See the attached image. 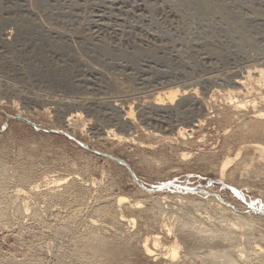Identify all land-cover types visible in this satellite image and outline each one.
Here are the masks:
<instances>
[{"label": "rangeland", "instance_id": "1", "mask_svg": "<svg viewBox=\"0 0 264 264\" xmlns=\"http://www.w3.org/2000/svg\"><path fill=\"white\" fill-rule=\"evenodd\" d=\"M179 1L0 0V264H96L106 261L100 254L93 256L101 242L128 244L131 264H155L142 253L146 238L158 233L166 246L174 239L160 231L157 222L146 221L147 209L173 225L185 218L213 229L235 221L242 222L236 224L242 229L244 219L255 222L252 233L248 226L240 232L247 237H240L248 251L243 262L264 264L252 251L256 245L264 256V166L250 151L237 158V124L226 125L222 115L231 83L255 65L249 58L254 51L243 42L249 52L244 60L224 59L213 48L232 42L230 52L236 41L250 39L264 54V7L259 15L247 6L250 0H221L236 20L220 26L217 19L211 25L193 12L200 0H188L189 6L197 4L191 12L187 0ZM170 8L185 11L186 17H168ZM214 28H223L222 36ZM7 32H12L10 43ZM206 39L215 44L213 49L200 47ZM169 87L193 88L203 104L185 97L171 112L145 108L147 100ZM115 105H134L133 129L123 125L124 112ZM75 112L83 116L68 129L65 121ZM200 120L203 125L187 140L174 137L180 128ZM109 131L128 140L120 141ZM227 158L233 162L225 183L220 172ZM27 165H33L36 174L22 182ZM55 179L66 181L51 185ZM36 181L41 188L31 192ZM120 197L129 203L119 206ZM137 202L142 207L133 211L130 206ZM218 204L226 213L215 208ZM103 208L109 215L99 212ZM121 213L134 214L137 225L118 224L114 216ZM235 215L242 220L232 218ZM201 251L198 256L206 257V248ZM184 252L180 264L198 263L196 253Z\"/></svg>", "mask_w": 264, "mask_h": 264}, {"label": "bare ground", "instance_id": "2", "mask_svg": "<svg viewBox=\"0 0 264 264\" xmlns=\"http://www.w3.org/2000/svg\"><path fill=\"white\" fill-rule=\"evenodd\" d=\"M126 1V0H125ZM181 1V0H180ZM179 1V2H180ZM188 1V0H187ZM185 1L186 3H188V6H189V1L187 2ZM202 2H200V7L197 6V8L194 9V1L192 2L193 6H189L186 8H191L193 7V12H197L198 16H200L202 19L204 18V20L208 21L211 25H212V22H215V21H220L219 25L222 23L227 24V22H230L231 23V19H234L233 17L234 16V13H232L230 10L228 11L227 7L225 6V4H223V2H220L221 0H200ZM223 1V0H222ZM242 1V0H241ZM247 1V0H246ZM246 1H243L245 4H247L248 2V5L249 7H251L255 12H259V15L261 13H263V10L262 8L264 7L263 5L264 4H261L260 3H254V2H250L248 1L246 3ZM261 1V0H260ZM264 2V0H262ZM183 3H185L184 1H182ZM199 1H197L198 3ZM258 2V1H257ZM122 3V1H121ZM125 3V2H124ZM123 3V4H124ZM114 4V3H113ZM116 4V3H115ZM182 4V3H181ZM173 5V4H172ZM187 5V4H186ZM197 4H195L196 6ZM120 6V5H119ZM167 6V5H166ZM181 6V5H180ZM185 6V4H184ZM183 6V7H184ZM245 6V5H244ZM168 7V6H167ZM171 7V6H170ZM175 7V6H174ZM179 7V6H178ZM118 8V7H117ZM130 8V7H129ZM136 8V7H135ZM163 8V7H162ZM172 8V7H171ZM170 8V11H167L166 12V15H168V17L170 18H179L177 17L178 14L181 15V13L184 14V16L186 15L184 12H177L178 10L180 11V9L178 10H175V9H171ZM139 11H143V8L142 7H139L137 8ZM169 9V8H168ZM230 9V8H229ZM162 10V9H161ZM184 10V9H183ZM195 10V11H194ZM165 11V10H164ZM187 11V10H186ZM189 11V10H188ZM192 11V8L190 9L189 12ZM120 12V11H119ZM192 12V13H193ZM191 13V14H192ZM141 14V13H140ZM162 14V13H161ZM164 14V13H163ZM189 14V13H188ZM187 14V15H188ZM196 14V15H197ZM255 14V13H254ZM99 16V15H98ZM182 16V15H181ZM189 16H193V15H189ZM195 16V15H194ZM167 17V16H166ZM186 17V16H185ZM197 17V16H196ZM195 17V18H196ZM199 18V17H198ZM199 18V20L201 19ZM240 18V17H239ZM217 19V20H216ZM261 19V18H260ZM182 20V19H181ZM190 20V19H189ZM193 20V18L191 19V21ZM235 20H236V17H235ZM233 20V21H235ZM258 20V19H257ZM201 21V20H200ZM203 21V20H202ZM201 21V22H202ZM206 21H203L204 23ZM212 21V22H210ZM264 21V20H263ZM183 22V21H182ZM237 22V21H235ZM240 22V20H239ZM243 22V21H242ZM181 23V22H180ZM192 23V22H191ZM198 23V22H197ZM200 23V22H199ZM207 23V22H206ZM246 23V22H245ZM189 24V23H188ZM203 24V23H202ZM210 24H207L208 26ZM232 24V23H231ZM234 24V23H233ZM240 24V23H239ZM238 24V25H239ZM178 25V24H177ZM206 25V24H205ZM210 25V26H211ZM215 25V24H214ZM217 25V23H216ZM215 25V26H216ZM229 25V24H228ZM207 26V28L209 29V27ZM218 26V25H217ZM221 26V25H220ZM227 26V25H226ZM235 26V25H234ZM233 26V27H234ZM243 26V25H242ZM205 27V26H204ZM212 27V26H211ZM224 27V26H223ZM232 27V26H231ZM219 28V27H218ZM217 28V29H218ZM241 28V27H240ZM245 28V27H244ZM185 29V28H183ZM206 29V28H205ZM212 31H213V28H210ZM209 29V30H210ZM216 28H214L215 30ZM216 29V30H217ZM225 30L228 29V26L227 28L225 27L224 28ZM224 29L223 28H220L218 29L217 32H219V35H221V32L224 33ZM238 29V28H236ZM203 30V29H202ZM207 30V31H209ZM232 30V29H231ZM245 30V29H244ZM184 31V30H183ZM207 31L206 33H204L203 35L207 34ZM230 31V27H229V30ZM233 31V30H232ZM235 35L237 34V30H235ZM242 31V30H241ZM241 31H239L240 33H242ZM182 32V31H181ZM216 32V31H215ZM238 32V33H239ZM248 32V31H247ZM254 32V31H253ZM190 33V31H189ZM209 33V32H208ZM213 33V32H210V34ZM233 33V32H232ZM230 33V34H232ZM209 34V35H210ZM216 34V33H215ZM215 34H213V36H215ZM229 33L227 32L226 35H228ZM200 35L201 32H200ZM217 35V34H216ZM233 35V34H232ZM244 36V34H241V36ZM252 35V34H250ZM196 36V35H195ZM207 36V35H206ZM224 36V35H223ZM231 36V35H229ZM227 36V38L229 37ZM242 36V38H243ZM245 36H249V35H245ZM6 41H8V43H10V40H11V37L12 36V32H7L6 34ZM232 37V36H231ZM218 38V36H217ZM224 38V37H223ZM226 38V39H227ZM241 38V37H240ZM249 38V37H248ZM252 38V37H251ZM259 38V37H258ZM188 39V38H187ZM200 38H198L199 40ZM203 39V38H202ZM205 39V38H204ZM215 39V38H214ZM225 39V38H224ZM233 39V38H231ZM238 39V38H237ZM245 39V38H243ZM241 39V40H243ZM186 40V39H185ZM197 40V39H196ZM221 39H219L220 41ZM234 40V39H233ZM254 40V39H253ZM4 41V40H3ZM201 41V40H200ZM205 41V40H204ZM210 40H208L209 42ZM217 41V43L219 42ZM225 41V40H223ZM236 41V40H234ZM239 41V40H238ZM249 41H247L246 39L241 41L240 43H237L236 41V44L235 46H232V47H235L234 49L235 50H238L239 52V49L242 51L244 50L243 53L241 54H238L237 51H233V50H230V52H228V49L227 47L229 48L232 44V42H230V39H229V42L231 44H221V46H218V44L216 46H213L215 44H212V43H208L207 42V39L205 41V43L203 44H200L202 47V45H204V47H207L210 49H213L214 47L217 48L219 54L221 53V56L223 57H230L232 58H235V57H241L244 55V53L246 54L245 51V48L247 49H250L254 54L256 52V54L253 56H249L250 59H252L253 64H255L253 67H249L247 68L248 70H245L246 71V74L243 75V76H239L237 77L236 76V80L233 81V83H231L232 85L231 86V89L228 90L227 92V95H228V98H229V101L225 104V107H226V113L225 114H222V112H225V111H222L220 112L223 116H225V121L228 123L226 125H229L231 127V123L234 122V124L236 125V128L237 129H234V131L236 130V134L240 140V149L238 150L237 152V158H239V156H241L243 154V151H245L244 153H247L246 151H250L251 153L249 154H254L256 153L257 154V158H258V162L261 164V166H264V54H261V48H258L257 43L256 44H253V42L249 43ZM191 42V41H190ZM211 42V41H210ZM222 42V41H221ZM228 42V43H229ZM244 42V44L242 46H245L246 47L243 49L241 44ZM160 43V42H159ZM198 43V42H197ZM215 43V41L213 42ZM219 44V45H220ZM234 44V43H233ZM261 44V43H260ZM197 45V44H196ZM199 45V44H198ZM197 45V46H198ZM213 46V48H211ZM184 47V46H183ZM231 47V48H232ZM237 47V49H236ZM261 47V46H260ZM239 48V49H238ZM242 48V49H241ZM264 48V47H262ZM230 49V48H229ZM185 50V49H184ZM188 50V49H187ZM215 50V49H214ZM217 50L215 51V54L217 52ZM263 50V49H262ZM186 51V50H185ZM233 51V52H232ZM240 51V52H241ZM250 51V54H252V52ZM190 52V51H189ZM209 52V51H208ZM217 52V53H218ZM236 52V53H235ZM239 52V53H240ZM248 52V51H247ZM212 53V51L210 52ZM249 53V52H248ZM247 53V54H248ZM263 53V52H262ZM185 54V53H184ZM192 54V53H191ZM199 54V53H198ZM207 54V53H206ZM213 54V53H212ZM246 54V55H247ZM190 55V53H189ZM209 55V54H208ZM211 55V54H210ZM249 55V54H248ZM185 57V56H184ZM208 57H212V56H208ZM220 57V56H219ZM223 57V58H224ZM246 57V56H245ZM190 58V56H189ZM206 58V57H205ZM220 59V58H219ZM226 59V58H224ZM239 59V58H238ZM237 59V60H238ZM248 59V58H247ZM245 59V60H247ZM211 60V59H210ZM240 60V59H239ZM243 60H244V56H243ZM242 60V61H243ZM249 60V59H248ZM234 61V60H233ZM250 61V62H252ZM244 62V61H243ZM249 62V61H247ZM246 62V63H247ZM175 84V83H174ZM168 85V84H167ZM166 85V86H167ZM172 85V83H171ZM229 86V87H230ZM181 88V87H180ZM180 88H170L167 89V91H163L161 94L159 93L158 97L156 96L155 98H151L152 100L149 99V101L147 100L145 103H147V107L145 108H149V109H154L155 111L157 112H160V113H167V112H171L172 110H174V108L176 107V105L179 106L180 104V101L182 102V99L185 98V97H189L191 100L193 99V101H199L200 97L198 96V93L197 91L193 90H187L184 88L180 89ZM132 89V88H131ZM161 89V88H160ZM190 89V88H189ZM154 90V89H153ZM166 90V89H165ZM218 91V90H217ZM218 93V92H217ZM221 93V92H220ZM219 93V94H220ZM157 94V93H156ZM150 95V94H149ZM150 97V96H149ZM249 98L250 100L246 101V99ZM141 101V100H140ZM145 101V100H144ZM187 101V100H186ZM201 101V100H200ZM199 101V102H200ZM198 102V103H199ZM144 103V102H143ZM179 103V104H178ZM184 103V102H183ZM202 103V102H200ZM199 103V104H200ZM203 104V103H202ZM142 105V104H141ZM116 106V109H118L119 111H123L124 112V117L122 119V122H123V125L128 127L129 130L130 129H133V126L135 125V121L136 119H134V109H133V106H129L127 105V107H124L122 105H115ZM146 106V105H145ZM201 106V105H200ZM224 107V108H225ZM143 108V107H142ZM203 108V106H202ZM221 109V108H220ZM141 110V109H140ZM225 110V109H224ZM220 111V110H218ZM218 113V112H217ZM219 113V114H220ZM23 116V115H22ZM82 114L79 113V112H75L71 115H69V117L66 119V127L69 125L70 127V123L73 122L74 120H80L82 118ZM166 116V115H165ZM163 118V117H162ZM145 121V120H144ZM161 122V121H160ZM204 121H197L195 124L193 122H191V124L187 125L186 127H182L180 128L177 133L174 135V137L176 136V139H180L181 140L183 139L184 140H187L188 137L196 132L195 130H197V128L201 127L203 124ZM224 122V120H223ZM225 123V122H224ZM188 124V123H187ZM202 124V125H201ZM231 124V125H230ZM233 124V125H234ZM64 125V124H63ZM201 125V126H200ZM123 126V127H124ZM175 126V125H174ZM229 126H227L229 128ZM122 127V128H123ZM68 128V127H67ZM69 129V128H68ZM125 129V128H124ZM225 129V127H224ZM108 131V130H107ZM127 131V130H126ZM171 131V130H170ZM73 132V131H72ZM135 132V131H134ZM152 132V131H151ZM235 133V132H234ZM234 133L232 132V135L234 137ZM109 135H112L114 136V138H117L119 139L120 141H124L125 139H127V137H123V136H119L118 134H115L113 133L112 131H109L108 133ZM107 134V135H108ZM131 134V133H130ZM134 135V134H133ZM148 135V134H147ZM156 135V134H155ZM126 136V135H125ZM131 136V135H130ZM164 136V135H163ZM129 137V136H128ZM154 137V135H153ZM159 137V136H158ZM232 137V136H231ZM236 137V136H235ZM237 138V137H236ZM165 139V138H164ZM174 139V138H173ZM174 139V140H176ZM235 139V138H234ZM118 140V141H119ZM128 140V139H127ZM166 140H172V137L170 138H166ZM236 140V139H235ZM161 142V141H160ZM164 142V141H163ZM173 144V143H172ZM238 144V143H237ZM255 154V155H256ZM248 155V154H247ZM185 157V155H183ZM182 156V157H183ZM187 156V155H186ZM249 156V155H248ZM253 156V155H252ZM251 157V156H250ZM255 157V156H254ZM253 158V157H252ZM239 160V159H238ZM251 160V158H250ZM237 161V160H236ZM245 162L244 163H247L246 160H244ZM254 161V160H252ZM233 162V159H230V158H227L223 163H222V169H221V177L223 178L222 179V182H225L226 181H223L225 178V174H226V171L229 167V165ZM255 162L257 163V161L255 160ZM249 164V163H248ZM232 165V164H231ZM252 165V163L250 164ZM255 165H258V164H255ZM244 167H247L245 164L243 165ZM249 166V165H248ZM25 168V167H24ZM23 168V169H24ZM27 168V169H26ZM26 171L25 173L20 177V180L22 182H28L29 179H31L35 174H36V169L33 167V165H31L29 167V165L26 166ZM257 168V166H256ZM264 169V167H262ZM241 169V168H240ZM246 169V168H245ZM248 169V168H247ZM259 169V168H258ZM236 170V169H235ZM249 170V169H248ZM259 172V171H258ZM261 173V172H260ZM238 174V173H237ZM245 174V173H244ZM227 176V175H226ZM37 177V176H35ZM46 177V176H45ZM44 177V178H45ZM220 177V176H219ZM220 177V178H221ZM242 177V176H241ZM247 177V175H246ZM261 177V176H260ZM227 178V177H226ZM229 180V179H228ZM232 180V179H230ZM235 180V179H234ZM20 181V182H21ZM66 180L65 179H55L53 180V182H51L50 184L54 186H62L63 184H65ZM230 182V181H229ZM33 186H31V192L32 191H35L38 189L41 188V185L38 184V182H33L32 184ZM43 185V184H42ZM225 185V184H224ZM228 185V184H227ZM55 188V187H54ZM232 188V187H231ZM237 188V187H236ZM239 189V188H237ZM68 190V189H67ZM240 190V189H239ZM243 191V190H242ZM29 192V191H28ZM18 193H24L23 190H18ZM26 193V191H25ZM52 193V192H51ZM70 193V192H69ZM55 194V193H54ZM68 194V193H67ZM56 196H59V195H56ZM160 198V197H159ZM57 199V198H56ZM59 199V198H58ZM64 199V198H63ZM161 199V198H160ZM165 200V198H163V201ZM160 201V200H159ZM166 201V200H165ZM211 201V200H210ZM209 201V202H210ZM118 205L119 206H122L126 203H129V201L124 198V197H120L118 199ZM156 202V201H155ZM168 203V202H167ZM207 203V202H206ZM158 204L160 205L161 203L158 202ZM165 204V203H164ZM211 204V203H210ZM212 205V204H211ZM215 205V204H214ZM220 205L218 204V207L216 206L215 208H218V210H220L221 206L219 207ZM131 209H133V211H138L142 205L140 202H137V203H134L132 204L131 206ZM166 208V207H165ZM220 208V209H219ZM253 208V207H252ZM256 208V207H255ZM106 208H103V209H100L99 212L101 213H106V215H109V213H107V211L105 210ZM153 209V208H152ZM223 209V208H222ZM227 209V208H226ZM232 209V208H231ZM234 209V208H233ZM232 209V210H233ZM248 209V208H247ZM254 209V208H253ZM162 210V209H161ZM228 210V209H227ZM222 211V210H220ZM224 211V209H223ZM223 211L221 212L223 214ZM225 212V211H224ZM232 212V211H231ZM230 212V213H231ZM236 212V211H235ZM235 212L233 214H235ZM240 212V211H239ZM226 213V212H225ZM228 214L229 211H227ZM242 213V212H241ZM248 213V212H247ZM257 213V211H256ZM163 214V211L162 213ZM252 214V213H251ZM134 215V214H133ZM133 215H130V216H126L124 215L123 213L119 214V217L117 216H114V220L117 221V223L119 224H127L129 227H135L137 225V219L133 216ZM155 215V214H154ZM225 215V214H224ZM242 215V214H240ZM245 215V214H243ZM254 215V214H253ZM256 215V214H255ZM198 216V215H197ZM233 216V215H232ZM247 216V215H246ZM116 217V218H115ZM144 217L146 218V221L147 222H150L151 225L152 223H158L159 225V228H160V231H162L163 233H166L168 236H172L173 237V241L172 243H170L168 246L164 245L163 242H161V237L159 236L158 233H152V235H150L151 237H148L146 238V240L144 241L143 245H142V253L143 255L147 258V259H150V260H153V262H155V264H180V258H181V254L182 252H184V256H187L189 253H196L193 254L194 255V259L195 261H198V263H200L201 260H203L204 258V262L203 263H207L209 262L208 264H244V260H245V254L248 252L245 248L244 245H246L244 242L242 243V240H241V236H244L245 234L244 233H240L242 232V229H246L245 227H247L248 229V232L249 230L251 229V224H255V222H252V223H249V222H246L245 219H244V222L243 224H245V226L240 229L237 227V225L239 223H241L240 225H242V222L239 221V223H235L233 225H228L229 227H220L217 226L219 228L216 229L214 227L213 228H201V227H198L196 225H194L195 223H193V221L191 220V218H185L183 221H181L180 224L178 225H173L171 224V222H165V220L161 221L160 218L157 220L155 216H153L152 212H151V209H147L145 210L144 212ZM238 217V216H237ZM236 215L232 218L234 219H241V216L240 218H237ZM248 217V216H247ZM246 217V218H247ZM158 218V217H157ZM256 219V218H255ZM254 221H257L255 220ZM258 219V218H257ZM141 220V219H140ZM229 220V219H227ZM242 220V219H241ZM248 221L250 219H247ZM252 220V219H251ZM250 220V221H251ZM213 221V220H212ZM238 221V220H237ZM259 221V220H258ZM261 221V219H260ZM259 221V222H260ZM146 222V223H147ZM227 222V221H226ZM225 222V223H226ZM232 222V221H230ZM237 224V225H236ZM260 224H262L260 222ZM226 225V226H227ZM150 226V225H149ZM212 227V226H211ZM241 231H240V230ZM243 229V230H244ZM255 229V228H254ZM254 231V230H253ZM128 232V231H127ZM154 232V231H153ZM247 232V231H246ZM151 233V232H150ZM252 233V231L249 232V234ZM248 234V233H247ZM253 236V235H252ZM262 236V235H261ZM241 237V238H240ZM244 238V237H243ZM242 238V239H243ZM247 238V237H245ZM244 238V239H245ZM252 238V237H251ZM250 238V240H251ZM254 238V237H253ZM252 238V239H253ZM258 238V237H257ZM243 239V240H244ZM259 239V238H258ZM262 239V237H261ZM247 240V239H246ZM249 240V243L251 244ZM245 241V240H244ZM255 242V240H254ZM248 243V244H249ZM249 244V246H250ZM257 244V243H256ZM255 245V244H254ZM124 247H117V246H114V245H110V244H104V243H99L96 247H94V252H93V256H97V255H101V257L103 258H106V261L104 262V259L99 263V264H131V262L127 259H129L127 256L129 254V245H123ZM252 246V245H251ZM251 246L249 247L251 249ZM252 247H257V248H252V254L253 255H258L260 260L264 261V256L263 254L260 255L261 253V248H259V251L258 252V246H252ZM164 248V250H163ZM205 249L208 251L207 252V255L206 257L204 256H201V258L203 257V259H201L199 256H198V253L201 251V249ZM161 249V250H160ZM163 250V251H162ZM197 250H200L199 252H196ZM83 251V250H82ZM85 251V250H84ZM202 252V251H201ZM201 252H200V255H201ZM206 252V251H205ZM92 253V252H91ZM187 254V255H186ZM248 254V253H247ZM246 254V255H247ZM126 255V257H124ZM87 256V255H86ZM248 256V255H247ZM224 258V261H220V259L223 260ZM255 258V257H253ZM258 258V259H259ZM201 259V260H200ZM248 259V258H246ZM250 260V259H249ZM259 260V261H260ZM246 262V261H245ZM249 262V261H248ZM95 263V262H93ZM96 263V264H98ZM182 263V262H181ZM185 263V262H183ZM197 263V264H198ZM201 264V263H200ZM261 264V263H260Z\"/></svg>", "mask_w": 264, "mask_h": 264}]
</instances>
